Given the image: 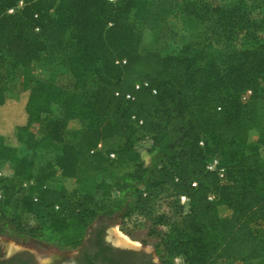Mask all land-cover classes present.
<instances>
[{
	"label": "trees",
	"instance_id": "trees-1",
	"mask_svg": "<svg viewBox=\"0 0 264 264\" xmlns=\"http://www.w3.org/2000/svg\"><path fill=\"white\" fill-rule=\"evenodd\" d=\"M19 1L22 6L8 13ZM154 1L0 0V77L8 75L7 67L28 72L50 47L62 53L75 80L61 117L49 120L42 135L31 126L50 112L57 84L36 80L23 86L19 99L8 98L0 85V233L74 248L95 218L124 221L141 214L152 220L148 234L156 237L163 264H174L176 256L185 264H264L262 232L249 223L264 222V126L257 143L248 140L249 130L259 125L258 97L264 94L258 88L264 78V23L253 25L245 0L213 6L180 0L170 17L181 20L186 37L213 13L216 38L240 34V47L217 49L209 41L190 56L183 40L177 48L141 54L140 45L153 37L142 15ZM93 74L95 89L83 93L78 85ZM144 81L148 87L135 89ZM246 89L252 93L242 102ZM126 93L133 98L126 100ZM67 130L81 148L64 141ZM136 130L150 146L134 149L141 136ZM112 137L122 145L105 151L115 157L89 193L68 195L36 179L42 162L74 176L81 157ZM21 148L29 153L22 155ZM214 156L225 169L224 182L206 168ZM181 195L188 198L186 210ZM164 199L174 209L172 220L155 213ZM28 216L33 223H24ZM158 225L168 229L157 232Z\"/></svg>",
	"mask_w": 264,
	"mask_h": 264
},
{
	"label": "rangeland",
	"instance_id": "rangeland-1",
	"mask_svg": "<svg viewBox=\"0 0 264 264\" xmlns=\"http://www.w3.org/2000/svg\"><path fill=\"white\" fill-rule=\"evenodd\" d=\"M204 1H207L211 6L222 3L220 0ZM245 1L248 5L253 25L256 26L258 24L260 25V23H264V0ZM179 4L180 0H156L144 12L142 15L143 24L152 32L153 37L150 43H143L140 45L139 52L141 54L149 50H164L167 47L177 48L183 40L187 41V44L184 46V53L190 56H194L199 48L205 46L209 41H212L213 46L217 49L233 50L240 47V34L227 40L222 38V36L216 38L217 23L213 13H210L206 20L198 23L191 30L190 35L186 37L181 20L177 17H170V15L178 10ZM145 37L149 41V34H146ZM61 54L60 51L49 47L48 51L42 55V61L40 63H33L28 72H23L22 69L11 70L7 67L8 75L0 77V85L5 95L10 99L21 98L25 94L22 92L23 86L32 85L36 80H50L57 84L58 91L50 104V112L43 114L42 117L31 126V130L37 135H42L45 132V125L49 120L61 117L63 104L75 88V80L68 72ZM97 83V76L93 74L84 79L78 86H80L79 88L83 93H91L95 89ZM258 88L261 93H264V78L259 81ZM219 92L225 93V89L221 88ZM258 113L259 125L251 128L248 132L250 145L257 143L259 129L264 126V94L258 97ZM135 133L141 136L134 141V149H140L146 145L144 141H146L147 137L142 135L140 130H136ZM63 139L65 142H73L76 147L81 148L80 142L72 138L70 130L65 131ZM121 145V141L114 142L96 148L95 152L84 154L81 157L76 174L72 177L62 176L57 167L46 168L42 162L36 168V179L40 178L48 187H63L66 189L68 195H70L73 190L77 191L79 195L89 193L97 182L104 179V166L107 165L110 160L105 151L107 149H116ZM20 151L22 155L29 153V151L24 148H21ZM259 152L261 164L264 168V145L259 146ZM120 166L123 169L125 163H121ZM0 167H2L1 162ZM168 201L169 199H164L158 202L155 213L164 214L172 220L175 218L174 209L168 204ZM97 219H101L105 222V236L115 245H119L120 247H131L142 243L147 249H155L156 237L148 234L149 229L153 227L151 218L137 214L129 219L121 221L119 218L100 216L95 218L92 224ZM24 223H33V218L29 216L24 217ZM249 223L254 229L256 228V222L249 221ZM114 227L127 235L133 242H137V245L134 244L129 246L116 243L111 235V229ZM167 229V225H158L155 227V231L157 232H164ZM261 235L264 238V231H262ZM0 243L3 244L6 251H10L12 248L27 249L35 250L38 253L51 252L57 257L64 258L70 257L72 253L71 248L53 246L38 239H33L28 236L18 237L12 233H0ZM157 255L159 256V254ZM166 257L165 255L163 256V258ZM160 259L162 260L161 257ZM47 260L48 259H46V261ZM221 264H228V262L224 261Z\"/></svg>",
	"mask_w": 264,
	"mask_h": 264
},
{
	"label": "flooded vegetation",
	"instance_id": "flooded-vegetation-1",
	"mask_svg": "<svg viewBox=\"0 0 264 264\" xmlns=\"http://www.w3.org/2000/svg\"><path fill=\"white\" fill-rule=\"evenodd\" d=\"M105 229V222L101 219L91 223L82 243L71 248V256L67 258L27 249L6 251L0 243V264H163L154 248L147 249L142 243L140 246L120 247L106 238Z\"/></svg>",
	"mask_w": 264,
	"mask_h": 264
},
{
	"label": "built area",
	"instance_id": "built-area-1",
	"mask_svg": "<svg viewBox=\"0 0 264 264\" xmlns=\"http://www.w3.org/2000/svg\"><path fill=\"white\" fill-rule=\"evenodd\" d=\"M109 1H113V0H109ZM22 4H23V2L22 1H19L18 5L16 7L9 8L7 11L9 13H12V12H14L15 9L20 8L22 6ZM141 85L144 86V87H148L149 86L148 85V82L147 81H144L142 84H140V83L135 84V89H138ZM152 92L155 93V90L153 89ZM251 93H252V90L251 89L244 90L241 93V101L242 102L246 101L248 99V97L251 95ZM115 94H118V93H115ZM124 98L126 100H129V99H132L133 97H132V95L130 93H126L124 95ZM144 142L146 143V145L144 147H148L151 144V140L148 137L146 138V141H144ZM199 144L200 145H203V141L200 140ZM98 147H100L99 144H98V146L96 148H98ZM144 147H142V148H144ZM96 148L91 149L90 152H94ZM142 148H140V149H142ZM140 149H137V150H140ZM109 157L110 158H114L115 157L114 153H110L109 154ZM206 168L208 170H215L217 172V174H218V177L220 178V181H222V182L225 181V169L223 167L219 166V157L218 156L212 157V159L207 164ZM1 174H2V167H0V175ZM32 183H34V180L24 181L22 184H23L24 187H28V185L29 184H32ZM1 197H2V194L0 192V198ZM208 198L210 200H212L214 198V195L213 194H210L208 196ZM179 203L181 205H183L184 210H186L187 207H188V198L185 195L179 196ZM256 229L261 230V232L264 231V222L263 221L257 222ZM174 261H175V264H185L186 263L183 256H176L174 258Z\"/></svg>",
	"mask_w": 264,
	"mask_h": 264
},
{
	"label": "bare ground",
	"instance_id": "bare-ground-1",
	"mask_svg": "<svg viewBox=\"0 0 264 264\" xmlns=\"http://www.w3.org/2000/svg\"><path fill=\"white\" fill-rule=\"evenodd\" d=\"M111 231H112L111 235L116 243H119L120 245L122 244V245H129V246L134 245V244L137 245V242H133L127 235L117 230L116 227L111 229Z\"/></svg>",
	"mask_w": 264,
	"mask_h": 264
},
{
	"label": "crops",
	"instance_id": "crops-1",
	"mask_svg": "<svg viewBox=\"0 0 264 264\" xmlns=\"http://www.w3.org/2000/svg\"><path fill=\"white\" fill-rule=\"evenodd\" d=\"M120 139L119 138H116V137H112V138H109V139H106L102 142L99 143L100 146H106L110 143H114V142H119Z\"/></svg>",
	"mask_w": 264,
	"mask_h": 264
}]
</instances>
